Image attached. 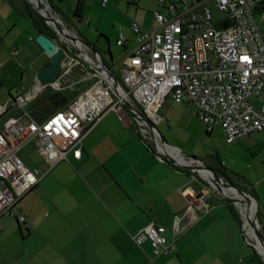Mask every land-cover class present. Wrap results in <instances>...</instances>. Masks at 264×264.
<instances>
[{
	"label": "built area",
	"instance_id": "1",
	"mask_svg": "<svg viewBox=\"0 0 264 264\" xmlns=\"http://www.w3.org/2000/svg\"><path fill=\"white\" fill-rule=\"evenodd\" d=\"M261 1L156 0L150 28L143 29L134 20L131 23L135 45L117 63L119 75L51 13L63 31L58 33L53 22L47 25L62 50L56 79L45 86L35 83L29 91L0 102V119L5 117L0 128V218L10 215L25 222L15 212L21 200L55 166L69 162V155L79 160L83 139L108 113L123 121L129 114L122 99L156 125L162 121L158 111L167 99L186 103L208 130L219 124L227 144L264 131V41L254 18V8ZM209 2L223 16L221 20H213ZM108 3L101 0L100 6ZM260 13L263 21L264 11ZM222 21L227 25L218 27ZM116 45H125L122 33ZM16 55V51L11 53ZM109 73L118 82L119 97L114 95ZM46 90L68 92L70 98L62 108L37 121L28 107ZM257 100H261L259 105ZM138 125L149 137L145 127ZM153 134L158 140L157 132ZM31 142L47 164L44 172L25 166L17 155ZM193 200V209L208 212L204 194L193 195ZM178 221L174 217L171 239L165 236L164 227L153 222L131 237L137 246L149 243V263L173 253Z\"/></svg>",
	"mask_w": 264,
	"mask_h": 264
},
{
	"label": "crops",
	"instance_id": "2",
	"mask_svg": "<svg viewBox=\"0 0 264 264\" xmlns=\"http://www.w3.org/2000/svg\"><path fill=\"white\" fill-rule=\"evenodd\" d=\"M85 1L79 0L78 8ZM147 1L109 0L100 8L101 12L116 16L124 9L145 29L139 9H157L155 0H150V6H146ZM11 2L0 0V35L11 30L12 12L17 10ZM214 11L220 15L216 21L221 20L223 16L215 6ZM78 13L81 21L91 20L89 15ZM70 32L93 46L87 37ZM119 33L123 34L125 45L116 48L125 55L134 47L136 37L125 27ZM98 34L109 37L105 29L99 28ZM2 119L5 117L0 122ZM138 127L130 115L119 121L116 114L108 113L83 139L81 158L74 160L69 155V162L60 163L67 171L63 173L71 174L70 177H48L58 164L41 179L32 191L37 190L38 197L28 198L30 192L15 210L25 217L26 242L15 248V256L11 254V243H0V264H254L241 227L225 205L217 198L213 203L212 196L207 197L208 212L193 209V195L207 194L205 188L196 183L193 173L159 160L147 142L149 137ZM43 162L42 169L46 171L47 164L44 159ZM177 216L173 253L149 263V243L137 246L131 237L153 222L164 227L165 236L171 239Z\"/></svg>",
	"mask_w": 264,
	"mask_h": 264
},
{
	"label": "rangeland",
	"instance_id": "3",
	"mask_svg": "<svg viewBox=\"0 0 264 264\" xmlns=\"http://www.w3.org/2000/svg\"><path fill=\"white\" fill-rule=\"evenodd\" d=\"M24 1L12 0L11 4L17 8L12 12L11 18V21L15 24L9 23L11 30L5 32V34L1 33L0 63H4V65L0 68L2 81L0 101H5L9 97L8 93L16 96L19 92L29 91L35 85L34 76L36 71H41L48 62L38 51V45L35 42L36 31L27 15ZM33 1L36 6L35 0ZM149 1L146 2V6H150L151 1ZM44 2L47 3L50 13L56 14L64 27L73 31L76 35L87 37L104 62L108 64V67L119 75L117 63L124 55H121L119 49L116 48L115 36L121 32V28L130 29L132 21L135 20L133 14L127 13L124 9H120L122 14L117 16L103 13L100 8V0H86L83 5H79L80 8H78L79 0H44ZM26 3L28 2L26 1ZM213 5L212 3L208 4V7L211 10L213 20L216 22V18L220 15L218 16L215 13ZM130 6L135 7L134 5ZM139 10L143 14L142 23L145 24L144 28L147 29L151 26L153 12L144 8ZM78 11L83 12L84 15H89L91 20L88 22L81 21L77 17L79 16ZM261 15L257 11L254 12V18L259 25V31L264 41V20L261 21ZM136 22L139 21L136 20ZM99 28L108 32V39L98 34ZM13 51L17 53L14 57L11 56ZM110 52L113 55L112 61L109 59ZM41 96L42 93L35 100H40ZM260 101H255V104L259 105ZM252 102L254 103V101ZM158 117L162 121L156 125L160 135V140H157V142L162 139L168 148L177 150L186 161L195 158L206 167L213 170H223L239 188H246L253 193L256 198L260 231L264 234V131L252 134L234 144H227L219 124L213 126L212 130H208V127L198 118L194 108L185 103H173L169 99L164 102L158 111ZM2 122L3 119L0 122V128ZM147 142L153 149L150 139ZM158 144L160 143L158 142ZM17 155L25 166L35 167L44 172L42 169L43 158L37 152L33 142L28 143L19 150ZM63 166L64 164L58 165L48 174V177L51 179L58 175H69L70 177L71 174L63 173L67 172ZM196 181L198 185L201 183V187L205 188L206 197L210 199L213 196V203H216L214 201L216 198L218 202L224 203V198L209 183L202 180V182ZM56 187L58 188V186ZM32 193L28 198L38 197L37 190ZM234 208L240 219H242L237 207ZM16 213L17 216H22L25 220V217L20 215L18 211ZM0 223L3 230L0 232V243H11L14 248L11 254L15 256L17 254L15 248L23 246L27 239L24 222L20 223L15 217L5 215L0 218Z\"/></svg>",
	"mask_w": 264,
	"mask_h": 264
},
{
	"label": "water",
	"instance_id": "4",
	"mask_svg": "<svg viewBox=\"0 0 264 264\" xmlns=\"http://www.w3.org/2000/svg\"><path fill=\"white\" fill-rule=\"evenodd\" d=\"M30 6L32 7L33 11L37 14V16L46 24L49 25L50 22L54 23L55 26V30L58 33H62V29L55 24V21L52 19H47L46 17H44L41 14V9H43V6L40 5V3L38 4L37 7H34L29 0H26ZM52 10V9H51ZM53 11V10H52ZM66 28V27H65ZM67 29V28H66ZM68 30V29H67ZM77 40L83 44L91 53H97L99 54V52L93 47L91 46L89 43L81 40L80 38L77 37ZM35 42L36 44L40 47V49L42 50V56H44L46 58V60H48V64L46 65V67H44L40 72H38L35 76H34V80L36 84H39L40 86H45L48 85L50 83H52L56 77H57V72H58V64L62 58V50L59 49L58 45H56V43L54 41H52L51 39H49L48 37L42 35V34H38L35 38ZM100 55V54H99ZM103 60V58H102ZM103 63L105 64L104 60ZM109 77L113 79V89H114V95L118 96L117 93V86H118V82L115 78H113L112 74L109 73ZM122 104L124 106V108L127 110L128 114L131 116V118L136 122V123H140L142 124L145 129L148 132L149 138L151 143L153 144V151L158 154L159 156L163 157V159L165 161H167L171 166L177 168V169H182L185 171H189L191 173H195L197 176H199L201 178L202 181L208 183L205 179L202 178V176L200 175V170L203 171H207L210 172L214 178L220 182L221 186L223 187V189H227V190H233L235 191L243 200L247 201L248 198H251L255 201V199L249 195L247 192L243 191L240 188L235 187L234 185H231L229 183H227L223 178H221L219 176V174L213 170L210 167H206L203 165L202 162L195 160L193 158L189 159L188 161H186L187 164H180L179 162H177L172 156H170L167 153H161L160 151H158V146H161L163 148L166 147L164 141L161 139V141H158L160 144H158L157 140L154 137L153 134V130L155 132H157L158 134V140H160V135L156 129V124L154 122H152L150 119H148L140 110L136 109L134 106H132L128 101L122 99ZM210 184V183H209ZM211 185V184H210ZM211 187L218 193L220 194L221 197H223L225 200L230 201L234 207H236L235 205V201L233 200V198H228L227 196H225L224 194H222V192L216 190L212 185ZM202 195V193H198L197 194V198ZM258 210L256 208V210L254 211V223H253V227H254V232L257 236V240L259 241L260 245L263 247L264 250V234L260 231V229H258V226L260 227L259 223H258ZM242 221V225H241V231H242V239L245 242L246 246L252 250H254L256 252V254L260 257V259L263 261L264 263V256H262L257 250L256 248L249 242L248 238L246 237V234L244 232V222L243 219H241Z\"/></svg>",
	"mask_w": 264,
	"mask_h": 264
},
{
	"label": "trees",
	"instance_id": "5",
	"mask_svg": "<svg viewBox=\"0 0 264 264\" xmlns=\"http://www.w3.org/2000/svg\"><path fill=\"white\" fill-rule=\"evenodd\" d=\"M24 3L26 6V9H27V15H28V17L31 21V24H32L34 30L36 31L37 35L42 34V35L48 37L49 39H51L52 41H54L56 39L54 32L37 16V14L33 11V9L29 6V4L26 3V1H24ZM256 11L259 13L264 11V0L259 2L257 4V6L254 8V12H256ZM226 25H227V23L225 21H222L221 23L218 24V27H223ZM47 64H48V62L45 64L44 67H46ZM9 96H11L10 93H9ZM69 98H70V95L68 94V92L45 91L44 93H42L40 100L36 99L31 103V105L29 107V111L37 121H41L45 117H47L48 115H50L53 112L57 111L58 109L62 108L63 105L67 102V100H69ZM215 171L227 183L234 185L235 187L239 188L233 182V179L229 175L226 174V172H224L223 170H215ZM193 174H194L193 177L195 179H197V180L200 179V178L198 179V176L195 173H193ZM200 181H201V179H200ZM240 189L247 192L248 194H251L252 197L256 200L255 196L253 195L252 192H250V190H247L246 188H240ZM223 204L225 205V207L229 211L231 217L241 227L242 221L239 217L238 212L235 210L234 206L232 205V203L229 202L228 200H225ZM250 252H251V258H252V261L254 264H264L263 261L260 259V257L256 254V252L254 250L250 249Z\"/></svg>",
	"mask_w": 264,
	"mask_h": 264
},
{
	"label": "bare ground",
	"instance_id": "6",
	"mask_svg": "<svg viewBox=\"0 0 264 264\" xmlns=\"http://www.w3.org/2000/svg\"><path fill=\"white\" fill-rule=\"evenodd\" d=\"M29 1L34 7H37L38 4L40 3V5L43 6V9H41L40 11L41 14L47 19H51L52 15L50 13V9L48 8L44 0H35L36 6L34 5L33 0H29ZM158 149L161 153H167L170 156H172L180 164H187L186 160L182 157V155L174 148H168V147L163 148L161 146H158ZM199 172L202 178H204L208 183H210L216 190L222 192V194H224L228 198H233V200L235 201V205L243 219L244 232L246 234V237L248 238L249 242L256 248V250L262 256H264L263 247L260 245L259 241L257 240V236L254 232V227H253L254 211L257 208L256 202L251 198H248V200L245 201L235 191L230 189L229 190L223 189L220 182L217 181L210 172L203 170H200ZM258 229H260L259 226Z\"/></svg>",
	"mask_w": 264,
	"mask_h": 264
}]
</instances>
